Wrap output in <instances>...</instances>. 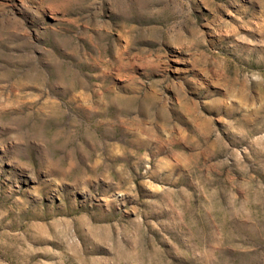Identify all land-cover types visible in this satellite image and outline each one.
<instances>
[{"label": "rangeland", "instance_id": "obj_1", "mask_svg": "<svg viewBox=\"0 0 264 264\" xmlns=\"http://www.w3.org/2000/svg\"><path fill=\"white\" fill-rule=\"evenodd\" d=\"M0 264H264V0H0Z\"/></svg>", "mask_w": 264, "mask_h": 264}]
</instances>
